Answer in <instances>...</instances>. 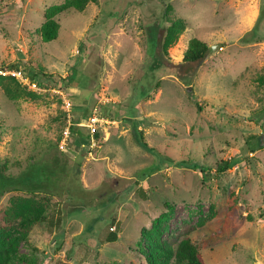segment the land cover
Returning <instances> with one entry per match:
<instances>
[{
	"label": "rangeland",
	"instance_id": "obj_1",
	"mask_svg": "<svg viewBox=\"0 0 264 264\" xmlns=\"http://www.w3.org/2000/svg\"><path fill=\"white\" fill-rule=\"evenodd\" d=\"M61 1L0 0V68L61 91L75 122L96 108L99 145L89 155L88 128L74 125L59 146L72 165L42 166L62 154L48 144L66 125L61 95L0 74V166L18 175L31 160L37 186L54 194L50 220L20 246L29 262L8 264H148L140 229L164 214L155 246L188 233L206 264H264V146L250 137L264 133V0H98L59 14L56 37L45 41L44 11ZM167 3L187 25L164 54ZM192 36L210 50L184 71ZM190 162L204 166L202 176ZM26 195L1 196L0 227L14 223Z\"/></svg>",
	"mask_w": 264,
	"mask_h": 264
},
{
	"label": "trees",
	"instance_id": "obj_2",
	"mask_svg": "<svg viewBox=\"0 0 264 264\" xmlns=\"http://www.w3.org/2000/svg\"><path fill=\"white\" fill-rule=\"evenodd\" d=\"M97 1L98 0H63L49 6L44 11L45 18L39 25L37 33L40 38L45 41L54 39L60 26L57 20V16L59 14L69 9L82 11L89 3H95ZM170 11H173V7L170 3H167L164 7V14L166 16V20L168 21V25L161 42V49L164 54L168 53V48L176 42L187 25L183 17L170 15ZM209 50L210 45L208 42L197 36H192L188 40L187 47L183 52L181 63L182 69L185 71V69L189 66L191 69H194L197 64L204 60ZM165 68V70L175 69L174 66L169 65H166ZM10 77L17 80L14 76ZM61 131L62 130H60L55 140L48 143L52 144L56 149H59V152L62 153L61 156H55L54 154L51 156L50 160L47 161V164L44 163L42 165L48 167L49 169L51 168V172L53 170H59V165L63 162H67L68 165L71 163L70 156L64 153L58 145L61 140ZM71 132H74V125L71 126ZM77 132L81 134L80 130ZM87 134L88 137L89 133ZM94 134L96 138H98L99 132L97 130ZM139 136V143L144 147H149L143 139V136ZM250 137L255 140L254 145L259 148L264 146V133H254ZM70 141L71 137L69 138V143ZM151 148L152 147H150V149ZM249 148L252 152L256 149L254 146H250ZM28 159H30V157ZM233 161L234 160L232 158L221 160L220 163H217L216 172L227 169L231 166ZM27 163L26 167L18 175L6 174L4 169L0 166V198L6 191L9 190H20L28 194L22 198V202L14 209V223L12 222L10 225L0 227V264L12 263L15 259L28 263L29 257L20 249L22 242L27 241L28 232L34 224L50 220V215L48 214L52 207L54 194L47 190H42L40 186H37L38 183H40L37 181V172H34L31 169V160L29 162L27 160ZM189 166L197 170L200 176H202L205 171L204 166L196 162H190ZM73 168L71 167L70 170L72 171ZM53 174L55 173L53 172ZM43 175V180L46 181L48 176L44 173ZM49 177L51 178V176ZM139 191L143 198L147 197L144 189L140 188ZM166 206H170V208H172L171 205ZM165 215L167 214L153 218L151 228L143 226L140 229L137 244L139 249L143 252L142 254L145 256V261L148 264H206L201 246L199 243L195 242L188 233L180 234V239L173 246L167 244H158L155 246L159 241H152V233L158 231L160 222L165 220ZM116 234L117 232L115 231L111 232L107 235L106 239L113 241L116 239Z\"/></svg>",
	"mask_w": 264,
	"mask_h": 264
},
{
	"label": "built area",
	"instance_id": "obj_3",
	"mask_svg": "<svg viewBox=\"0 0 264 264\" xmlns=\"http://www.w3.org/2000/svg\"><path fill=\"white\" fill-rule=\"evenodd\" d=\"M0 74L14 76L24 87H27L33 91L44 93L48 92H58L61 95V102L63 103L66 110V125L63 129L62 138L60 140L59 146L64 148L69 143V138L71 137V126L72 125H83L88 128L89 136L87 137L89 155H93L94 149L99 145V140L95 136L96 124L102 118L100 117L99 111L95 108L89 116L86 122H75L71 115V103L67 96L62 95V92L58 89L51 88L48 84L42 81L35 80L34 78L27 75L22 69L17 67H3L0 68Z\"/></svg>",
	"mask_w": 264,
	"mask_h": 264
}]
</instances>
